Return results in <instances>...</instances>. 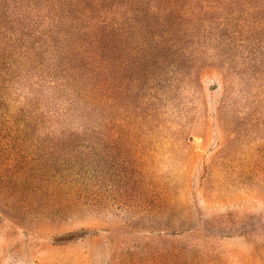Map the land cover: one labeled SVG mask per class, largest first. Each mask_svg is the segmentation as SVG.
I'll list each match as a JSON object with an SVG mask.
<instances>
[{"label":"rangeland","instance_id":"374dc122","mask_svg":"<svg viewBox=\"0 0 264 264\" xmlns=\"http://www.w3.org/2000/svg\"><path fill=\"white\" fill-rule=\"evenodd\" d=\"M207 42L201 37L195 50L226 64L225 81L212 72L197 90L186 87L168 101L165 119L181 143L159 145L148 160L131 139L78 129L96 124L93 117L68 120L73 129L64 134L31 133L19 130L18 105L8 106L11 123L0 122V264H179L190 238L180 226L185 212L191 224L227 212L251 217L252 237L219 232L209 245L223 264H264V190L207 171L222 130H241L252 115L255 126L264 124V76L248 82L239 41L221 57ZM164 191L170 204L162 207L153 194ZM74 232L82 235L62 239Z\"/></svg>","mask_w":264,"mask_h":264},{"label":"trees","instance_id":"16d2710c","mask_svg":"<svg viewBox=\"0 0 264 264\" xmlns=\"http://www.w3.org/2000/svg\"><path fill=\"white\" fill-rule=\"evenodd\" d=\"M201 37L216 44L215 57L239 41L248 82L264 76L256 69L264 65V0H0V122L8 126V106L18 105L19 130L64 134L73 129L68 120L90 116L97 123L78 129L131 139L148 160L159 145L181 143L165 119L168 101L186 87L197 90L212 72L225 81L226 64L196 52ZM254 117L241 130H222L207 171L264 190V124L255 126ZM160 195L154 202L168 206L169 195ZM192 219L183 213L180 226L190 238L179 264H223L209 245L213 235L257 232L251 217L231 212ZM258 232L264 237L263 227Z\"/></svg>","mask_w":264,"mask_h":264}]
</instances>
